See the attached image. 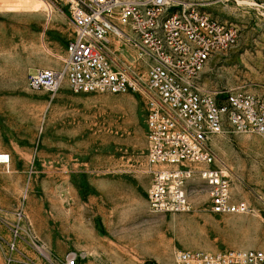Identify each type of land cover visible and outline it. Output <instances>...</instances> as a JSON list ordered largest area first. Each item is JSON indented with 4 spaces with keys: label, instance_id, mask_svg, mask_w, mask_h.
<instances>
[{
    "label": "rangeland",
    "instance_id": "obj_1",
    "mask_svg": "<svg viewBox=\"0 0 264 264\" xmlns=\"http://www.w3.org/2000/svg\"><path fill=\"white\" fill-rule=\"evenodd\" d=\"M176 2L239 30L206 67L207 88L264 97V0ZM73 32L71 0H0V155L11 158L0 164V264H176L181 250L264 249L263 138L227 128L215 142L250 213H213L205 190L191 212L151 213L144 96L75 93L67 80L54 98L29 87L37 69H61Z\"/></svg>",
    "mask_w": 264,
    "mask_h": 264
},
{
    "label": "built area",
    "instance_id": "obj_2",
    "mask_svg": "<svg viewBox=\"0 0 264 264\" xmlns=\"http://www.w3.org/2000/svg\"><path fill=\"white\" fill-rule=\"evenodd\" d=\"M71 13L74 32L61 69H37L29 87L53 98L65 80L75 93L142 94L150 212H191L192 195L205 190L213 213H250L215 142L227 128L264 140V97L243 88L210 90L202 79L209 62L238 43V28L176 0H71ZM123 43L135 49L132 57L118 55ZM10 159L1 154L0 164ZM175 261L264 264V249L181 250Z\"/></svg>",
    "mask_w": 264,
    "mask_h": 264
},
{
    "label": "crops",
    "instance_id": "obj_3",
    "mask_svg": "<svg viewBox=\"0 0 264 264\" xmlns=\"http://www.w3.org/2000/svg\"><path fill=\"white\" fill-rule=\"evenodd\" d=\"M222 21V20H221ZM225 22V21H224ZM227 23V22H226Z\"/></svg>",
    "mask_w": 264,
    "mask_h": 264
},
{
    "label": "bare ground",
    "instance_id": "obj_4",
    "mask_svg": "<svg viewBox=\"0 0 264 264\" xmlns=\"http://www.w3.org/2000/svg\"><path fill=\"white\" fill-rule=\"evenodd\" d=\"M1 156V155H0ZM4 158V157H3Z\"/></svg>",
    "mask_w": 264,
    "mask_h": 264
}]
</instances>
